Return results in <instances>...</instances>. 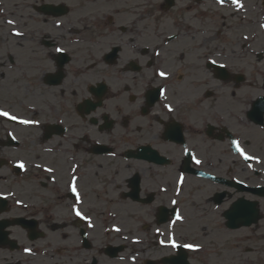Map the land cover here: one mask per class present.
<instances>
[{
	"label": "flooded vegetation",
	"instance_id": "af4514ba",
	"mask_svg": "<svg viewBox=\"0 0 264 264\" xmlns=\"http://www.w3.org/2000/svg\"><path fill=\"white\" fill-rule=\"evenodd\" d=\"M213 5L0 0V264H228L203 233L264 253V30L222 35Z\"/></svg>",
	"mask_w": 264,
	"mask_h": 264
},
{
	"label": "rangeland",
	"instance_id": "374dc122",
	"mask_svg": "<svg viewBox=\"0 0 264 264\" xmlns=\"http://www.w3.org/2000/svg\"><path fill=\"white\" fill-rule=\"evenodd\" d=\"M258 1V0H257ZM246 2V0H244ZM213 13L216 15L214 16V21H213V27L214 29H219L220 34L225 35H239L242 33L250 34L254 31V27L251 26L250 21L253 19V12L247 13V16L245 19L242 18L244 16L243 13L238 12L233 13L235 16L230 17L229 16V10L225 9H219L216 8L214 5L213 7H208L205 10V15L204 19L206 22V13L208 12V9H211ZM232 10V9H231ZM208 14V13H207ZM222 14L226 15V18H222ZM211 20L208 21L210 23ZM200 234L197 237L199 238V242L207 245L210 248L215 249V253L213 255V258L217 259H222L221 257L226 256L228 260V264H241V263H246V259L251 258V259H257L256 264H264V261L262 260L264 258V253H262L261 250L263 249V245H260L258 248L251 249L253 252H247L250 248H253L254 245L252 242H248L246 240H241L242 234H240L239 238L237 234L233 235H224L220 233H209V234ZM246 235H253L255 236V240L258 245L259 242V233H254V232H249ZM246 252H245V251ZM210 254V253H208ZM202 253H199L198 255H195L193 261L191 264H201L200 261H202ZM260 257V258H259ZM242 260V261H240ZM126 264V263H125ZM250 264V263H249Z\"/></svg>",
	"mask_w": 264,
	"mask_h": 264
},
{
	"label": "snow or ice",
	"instance_id": "6c2138e0",
	"mask_svg": "<svg viewBox=\"0 0 264 264\" xmlns=\"http://www.w3.org/2000/svg\"><path fill=\"white\" fill-rule=\"evenodd\" d=\"M236 2L238 3V0H236ZM10 23H11V22H10ZM57 51H60V49H57ZM159 75H161V76H165L166 73H164V72H160ZM0 115L5 116V117H10V119H12V120H16V119H17V117H15V116H10V114H9L8 112H4V111H2V110H0ZM21 123H26V124H27V123H32V122H31V121H21ZM237 148L239 149V145H238V144H237ZM239 150L241 151V154H244L242 149H239ZM245 158H246V159H249L250 157H248L247 155H245ZM197 163H199V161H197ZM20 167H24L23 163L20 164ZM74 180H75V178H74ZM71 191H72L73 193H76V187H75V183H74V182H73V184H72ZM76 215H77V216H80V215H81V213H80V211H79L78 209L76 210ZM178 218H179V217H178ZM185 247L193 248L194 246H193V245H185Z\"/></svg>",
	"mask_w": 264,
	"mask_h": 264
}]
</instances>
